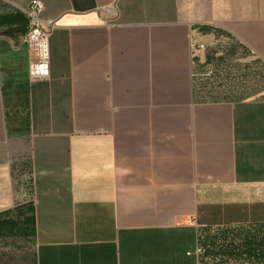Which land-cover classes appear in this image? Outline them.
Masks as SVG:
<instances>
[{
  "label": "crops",
  "instance_id": "1",
  "mask_svg": "<svg viewBox=\"0 0 264 264\" xmlns=\"http://www.w3.org/2000/svg\"><path fill=\"white\" fill-rule=\"evenodd\" d=\"M32 1L0 0V264H264V0H40L43 77Z\"/></svg>",
  "mask_w": 264,
  "mask_h": 264
},
{
  "label": "built area",
  "instance_id": "2",
  "mask_svg": "<svg viewBox=\"0 0 264 264\" xmlns=\"http://www.w3.org/2000/svg\"><path fill=\"white\" fill-rule=\"evenodd\" d=\"M44 3L40 0H33L30 5L23 9L29 19V29L23 36L26 42L37 54L38 61L30 66L31 75L43 77L49 74V37L53 21H44L41 13ZM205 46L200 44L198 49L203 51ZM207 75L211 76L210 71Z\"/></svg>",
  "mask_w": 264,
  "mask_h": 264
},
{
  "label": "trees",
  "instance_id": "3",
  "mask_svg": "<svg viewBox=\"0 0 264 264\" xmlns=\"http://www.w3.org/2000/svg\"><path fill=\"white\" fill-rule=\"evenodd\" d=\"M253 70H254V75H259V73L261 72V66L257 63L254 64V67H253Z\"/></svg>",
  "mask_w": 264,
  "mask_h": 264
}]
</instances>
